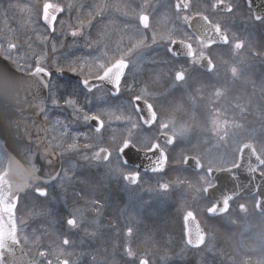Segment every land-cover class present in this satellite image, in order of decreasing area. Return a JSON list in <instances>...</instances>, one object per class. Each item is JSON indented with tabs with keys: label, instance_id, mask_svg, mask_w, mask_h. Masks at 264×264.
<instances>
[{
	"label": "snow or ice",
	"instance_id": "obj_1",
	"mask_svg": "<svg viewBox=\"0 0 264 264\" xmlns=\"http://www.w3.org/2000/svg\"><path fill=\"white\" fill-rule=\"evenodd\" d=\"M8 9L24 21L13 28L4 10L0 140L4 155L11 159V149L24 162L28 182L14 187L0 175V264H82L85 253L76 249L85 237L112 241L111 258L92 255L90 264H174L168 254L157 260L154 234L146 236L152 248H141L133 214L121 210V222L104 223L111 185L132 194L149 175L156 178L149 191L184 193L183 224L196 221L195 231L182 224L175 253L182 264L189 250L198 264H215L207 254L219 264H264V105L258 122L248 121V108L231 104L228 88L245 79V56L264 62V51L234 30L238 16L264 27V7L255 0H42ZM114 13L126 18L121 31L129 35L127 45L121 35L112 48ZM79 47L90 54L76 55ZM65 71L77 82L62 93L52 77ZM144 73L148 80L138 83ZM220 223L238 230L232 252L217 248ZM26 248L35 255L25 259Z\"/></svg>",
	"mask_w": 264,
	"mask_h": 264
},
{
	"label": "flooded vegetation",
	"instance_id": "obj_2",
	"mask_svg": "<svg viewBox=\"0 0 264 264\" xmlns=\"http://www.w3.org/2000/svg\"><path fill=\"white\" fill-rule=\"evenodd\" d=\"M67 0H54L52 2L54 3H61L65 4ZM73 2L76 1H86V0H71ZM91 2H98L97 0H90ZM111 2H114L111 0ZM116 2H119V0H116ZM139 2V0H137ZM241 4L243 5V0H240ZM115 14V13H114ZM119 14H115V17H118ZM126 20V18L124 17ZM242 17H237L235 19L234 24V30L239 33L241 32V28L239 26V23L242 21ZM127 22V21H126ZM259 24H256L257 26ZM262 35L261 31L258 33V35ZM76 50V55L84 54L88 56L90 54V50L84 47H79L74 49ZM157 51H160L157 49ZM257 64V63H256ZM255 64V66H256ZM148 67H151L148 66ZM264 68V63L260 62L258 67H255V71L257 73H260L262 69ZM251 72L249 71L248 74ZM252 75V73H251ZM57 84L63 85L59 89L60 92L70 91L71 86L75 85L77 82V74L74 73L73 77L71 78H65L63 77V73H56ZM55 78L54 76L52 79ZM252 78H248V80H251ZM140 80H148V74L144 73L141 76H138L137 82L139 83ZM232 94H235V88L232 90ZM202 103V101H201ZM230 103L232 104V100H230ZM250 114V113H249ZM250 116V115H249ZM251 117V116H250ZM148 183L144 184L143 188L141 189H135L132 194H130L128 191L124 189L123 184H116L113 183L111 185V188L108 190L110 191V195L116 198V206H114V212L113 213H105V219L109 217V220L106 224L109 222L112 223H119L122 221V218L120 216L121 210H126L128 213L133 214L135 217V220H132V223H136V226L139 228V236L140 240L143 242L141 243V247L143 245H146L148 249L152 248L151 242L146 240V236L153 235L155 228V217L153 218L152 211L154 209V205L156 202V192L158 191H149V186H151L153 189H155L156 186V178L149 175L146 177ZM115 192V193H113ZM184 195L180 190H176L171 193L170 196L165 198L164 207H165V220H164V234L162 239H156V241L162 244V250L161 252L165 254H168L170 257L173 258L174 264H182V262L175 257V253L180 250L181 247V228H182V218L180 213V201L181 197ZM110 200L108 201V203ZM159 203L160 201L157 200ZM201 218L197 216V220H200ZM196 221H189L186 224H183V227L185 229L192 228L193 231H195ZM203 227V224H201ZM236 228L228 225L226 223H220L216 226V235H217V248L223 249L227 252H232L234 250L235 246V239L232 237V233L236 232ZM158 236V235H157ZM163 241V242H162ZM85 242L88 243V246H102V243L106 240L102 239H86ZM157 252V251H156ZM117 259H119V256L117 255ZM200 259V256L192 251L189 250L187 253V260L184 262V264H198V261ZM204 259L212 260L215 259V264H219L220 257H212L210 254L205 255ZM91 256L87 258V264H90Z\"/></svg>",
	"mask_w": 264,
	"mask_h": 264
},
{
	"label": "rangeland",
	"instance_id": "obj_3",
	"mask_svg": "<svg viewBox=\"0 0 264 264\" xmlns=\"http://www.w3.org/2000/svg\"><path fill=\"white\" fill-rule=\"evenodd\" d=\"M53 1V0H52ZM98 1V0H97ZM114 2H116V0H112ZM33 2H42V0H0V28H2L4 26L5 23V18H4V10H7L8 12V23L11 24V26L13 28L18 27L21 23H23L24 21V15L19 11V10H15V9H8V5L10 3H21V4H30ZM55 2V0H54ZM153 2H155V0H153ZM67 3H79V4H84V5H92L94 4V2H91L90 0H86L84 1H76L73 2L71 0H67L65 4ZM88 9H86L85 11H87ZM73 19L76 16V12L74 11L72 13ZM110 19L113 21L112 25H110L108 27V37H107V42L109 43V46L112 48H115V44L116 42L120 39L121 35L124 36V44L127 45L128 40H127V36L129 34L127 33H123L121 31L122 26L124 23H126V20L124 19L123 16H116L115 14H112V16L110 17ZM242 21L239 23V26L241 28V32H239L238 34L241 35L242 37H245L248 41H250L253 50L260 52V51H264V27H261L260 25H252L249 23H246L244 21V19H241ZM100 24H108V20H101L99 21ZM167 25V19L161 15L160 17V21H159V27L161 29H163L165 26ZM42 25L38 24L36 25L37 28H40ZM261 31L262 35H258V33ZM93 32V38H95V32L96 29L94 28L92 30ZM63 39V38H62ZM65 43L67 44H71L72 40L71 37H69ZM79 43L82 45L83 41H79ZM66 50V49H65ZM74 53H76V50H74ZM83 56H86L84 54H81ZM133 59H135V57H133ZM245 60L246 63L248 65V70L246 73V77L244 80H237L234 83H229L228 84V88L230 90V100H232V104H241L244 105L248 108V111L246 113V117L248 121L251 122H258L259 119V113L257 112V108L264 105V93L261 92V81L264 80V68L262 69V71L260 73H257L255 71V67H258L259 63L261 62L260 58H254L251 56H245ZM257 63V64H256ZM264 63V62H262ZM256 64V66H255ZM150 66V65H149ZM54 71V70H53ZM251 72L250 74H248V72ZM74 73L72 72H68L65 71L63 72V77L65 78H71L73 77ZM55 78H53V80L57 83V77L56 74L54 75ZM248 78H252L251 80H248ZM235 88V94H232V90ZM250 105V106H249ZM250 113V114H249ZM251 117H250V116ZM258 126V123H257ZM208 147H211V145H209ZM4 163H5V156H4V152L2 150V146H1V142H0V171L3 169L4 167ZM162 191V190H161ZM115 193V192H113ZM108 201L109 202V207L106 210V213H113L114 212V206H116V198L110 195V191H108ZM165 198L164 196H162L160 194V192H156V202L154 205V209L152 211V217H155V228L156 229L154 231V237L155 239H162L163 238V234H164V220H165V207H164V202H165ZM157 200H159L160 202L158 203ZM61 205H55V208H60ZM109 220V217L107 219H104V223L106 224ZM132 222V221H130ZM31 223V222H30ZM36 227H39V224L34 225ZM238 230H236L237 232ZM158 235V236H157ZM86 239H88L87 237H85ZM85 238L83 241V245L82 247H78L76 249L77 252H83L85 253V255H83L81 257L82 260V264L83 263H87V258L89 256L92 255H96L98 259H104V258H111L110 254L112 251V241L108 240L107 238L102 239V240H106V243L103 242L102 246H88V243L85 242ZM77 239L79 240V237H77ZM163 242V241H162ZM162 244H159V249L156 252V258L159 261L160 257L164 256L161 252L162 250ZM142 249L144 248H148L146 245H143L141 247ZM104 249H108V252L105 253ZM26 253L28 254L29 257H32L35 255V252L32 250H29L26 248ZM88 253H91V255H89Z\"/></svg>",
	"mask_w": 264,
	"mask_h": 264
},
{
	"label": "water",
	"instance_id": "obj_4",
	"mask_svg": "<svg viewBox=\"0 0 264 264\" xmlns=\"http://www.w3.org/2000/svg\"><path fill=\"white\" fill-rule=\"evenodd\" d=\"M255 4L264 7V0H255ZM0 60H3V58L0 57ZM43 95H47V90H44ZM2 105H3V101L0 100V107H2ZM2 148L4 151L5 144L3 141H2ZM7 151L10 154L11 159L9 158V156L5 155L6 163L4 170L0 173V175L6 173L7 175H5V182L12 183L14 187L23 186L25 183L28 182V174H27L26 166L24 165V162L20 160V158L17 157L14 152L11 151V149H7ZM17 162H19V164H17ZM28 257L29 256L25 251L24 258L27 259Z\"/></svg>",
	"mask_w": 264,
	"mask_h": 264
},
{
	"label": "trees",
	"instance_id": "obj_5",
	"mask_svg": "<svg viewBox=\"0 0 264 264\" xmlns=\"http://www.w3.org/2000/svg\"><path fill=\"white\" fill-rule=\"evenodd\" d=\"M5 164V163H4Z\"/></svg>",
	"mask_w": 264,
	"mask_h": 264
}]
</instances>
